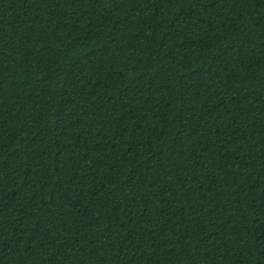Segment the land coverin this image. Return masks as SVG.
Instances as JSON below:
<instances>
[{
    "label": "trees",
    "instance_id": "16d2710c",
    "mask_svg": "<svg viewBox=\"0 0 264 264\" xmlns=\"http://www.w3.org/2000/svg\"><path fill=\"white\" fill-rule=\"evenodd\" d=\"M0 264H264V0H0Z\"/></svg>",
    "mask_w": 264,
    "mask_h": 264
}]
</instances>
